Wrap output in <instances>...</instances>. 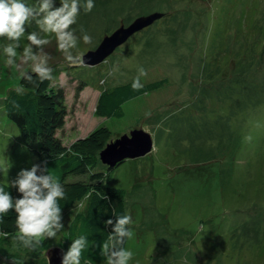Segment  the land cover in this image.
Listing matches in <instances>:
<instances>
[{
    "label": "rangeland",
    "instance_id": "obj_1",
    "mask_svg": "<svg viewBox=\"0 0 264 264\" xmlns=\"http://www.w3.org/2000/svg\"><path fill=\"white\" fill-rule=\"evenodd\" d=\"M39 10L41 0H22ZM70 2V0H69ZM61 0H54L59 7ZM70 26L78 38L74 56L95 49L120 25L155 12L161 19L131 35L95 66L70 65L54 33L30 18L20 37L15 63L6 64L0 36V182L9 185L33 165L17 127L4 115L3 99L18 86L29 33L48 39L51 64L64 65L53 78L65 94L67 115L57 131L63 143L98 125L112 139L142 129L152 150L128 158L109 172V184L125 190V211L133 235L128 264H264V0H87ZM83 29V31H81ZM92 42L85 44L83 35ZM37 55H42L33 46ZM167 78L161 87L122 105L121 117L94 114L98 94L133 80ZM250 137L251 139H247ZM103 164L97 170L103 169ZM79 208L63 212L64 227L49 245L64 251L69 221ZM41 255L22 252L0 237V264H19ZM90 264V263H84ZM100 264V263H96Z\"/></svg>",
    "mask_w": 264,
    "mask_h": 264
},
{
    "label": "trees",
    "instance_id": "obj_2",
    "mask_svg": "<svg viewBox=\"0 0 264 264\" xmlns=\"http://www.w3.org/2000/svg\"><path fill=\"white\" fill-rule=\"evenodd\" d=\"M65 66L51 64L52 77L54 78L60 69H66ZM24 72H29L33 80H37L31 69ZM53 78L43 83L37 81L36 87L19 75L18 86L23 85L24 95L15 92L18 86L10 88L3 99L4 115L17 127L27 145L33 164L40 165L42 171L46 163L48 172L59 177L66 193V198L59 201L63 212L79 208L69 221L62 242L64 247L68 248L80 235H86L88 240L95 241L97 246H90L83 253L81 264H107L106 258L100 255L99 248L112 230L105 221L109 218L115 221V216L126 215L125 190L111 186L108 179L109 172L122 162L114 167L102 163L103 169H96L101 163L99 152L112 139V131L105 125L96 126L85 136L77 137L69 144L63 143L57 131L64 126L67 115L65 94L60 85L52 84ZM132 81L103 89L96 98L95 116L107 118L123 116L124 103L161 87L167 83V78L142 82L144 87L139 91L132 90ZM15 104L19 107H15ZM0 187H4L13 197L20 196L16 188L8 187L3 182H0ZM17 235L16 213L11 210L4 217V222L0 223V237H8L22 252L36 256L43 254L31 260H21L18 253H15L14 257L19 264H47L45 251L51 246L48 239H43L41 245L31 250L15 239ZM125 244L126 240L123 247Z\"/></svg>",
    "mask_w": 264,
    "mask_h": 264
},
{
    "label": "clouds",
    "instance_id": "obj_3",
    "mask_svg": "<svg viewBox=\"0 0 264 264\" xmlns=\"http://www.w3.org/2000/svg\"><path fill=\"white\" fill-rule=\"evenodd\" d=\"M93 7V0H87L84 10L89 12ZM79 9L78 0H70V2L61 0L59 7L55 6L54 0H41L38 11L25 5L22 0H0V36H5L14 42L4 48L7 56L6 64L11 66L16 62V49L20 47L19 40L26 31V23L30 18H35L41 13L44 14L43 18L37 21L41 30L56 35L58 49L70 65L82 64V57L74 56L71 51L76 48L78 38L70 30V26L75 23ZM27 39L30 46L23 49L22 60L23 63L33 61L31 73L35 74L37 80H33L29 72H21V77L38 87V82L43 83L53 78V68L49 66L51 57L43 52V47L50 41L40 38L36 32L29 33ZM82 39L85 44L92 42V37L87 34L83 35ZM33 46L39 49L42 55H37L33 51ZM138 72L139 75L131 83L133 91H139L144 87L140 82V76L147 73L143 68H140ZM15 92L18 95H24L23 85L18 86ZM14 106L19 107L18 104ZM8 187L16 188L20 196L13 197L4 187H0V223L4 222V217L9 211L14 210L18 229L15 239L25 248L35 250L42 244L43 239H52L57 232L63 229L64 216L59 201L66 198L65 189L59 177L48 172L46 163L42 171L40 165L37 164L21 169L16 178L9 182ZM115 217V221L111 218L105 221V224L110 225L112 230L107 239L99 245L100 255L106 258L107 264H128L133 253L126 250L123 245L125 240L133 235L128 227L132 223V218L130 215ZM90 246L96 247L97 245L95 241L90 242L86 235H80L63 253L61 264H81L83 253Z\"/></svg>",
    "mask_w": 264,
    "mask_h": 264
},
{
    "label": "water",
    "instance_id": "obj_4",
    "mask_svg": "<svg viewBox=\"0 0 264 264\" xmlns=\"http://www.w3.org/2000/svg\"><path fill=\"white\" fill-rule=\"evenodd\" d=\"M162 16L163 13L155 12L135 18L127 27L120 25L111 34L106 35L95 49L82 55V64L88 66L100 64L131 35L148 27ZM151 150L150 134L142 129H132L128 134L111 139L99 152V159L106 166L114 167L125 159L144 156ZM64 252L59 246L49 247L45 251L47 264H61Z\"/></svg>",
    "mask_w": 264,
    "mask_h": 264
}]
</instances>
